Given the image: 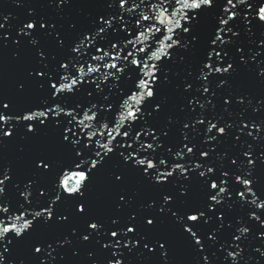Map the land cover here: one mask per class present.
<instances>
[{"label":"snow or ice","instance_id":"snow-or-ice-1","mask_svg":"<svg viewBox=\"0 0 264 264\" xmlns=\"http://www.w3.org/2000/svg\"><path fill=\"white\" fill-rule=\"evenodd\" d=\"M70 4L55 5L61 20ZM13 19L0 15V43L7 46V24L34 63L15 95L0 97V151L15 144L23 154L45 139L51 147L31 153L23 178L0 167V264H57L71 237L101 246L104 264H184L177 241L191 264H252L253 240L264 257V95L234 83L247 71L264 86V60L251 67L264 54V39H254L264 3L108 0L67 30L35 9ZM169 87L184 116L162 122ZM101 179L115 197L106 219L92 212ZM133 179L147 199L130 191ZM165 223L175 236L160 231ZM69 225L70 235L52 238ZM21 248L28 259L16 255Z\"/></svg>","mask_w":264,"mask_h":264},{"label":"water","instance_id":"water-1","mask_svg":"<svg viewBox=\"0 0 264 264\" xmlns=\"http://www.w3.org/2000/svg\"><path fill=\"white\" fill-rule=\"evenodd\" d=\"M108 0H71L70 5L63 6L62 15L64 19H60L61 13L58 12L55 7L59 3V0H20V4L17 0H0V15L18 17L19 19H13L11 22L13 25H18L20 21L24 20L25 16L31 9H35L36 13L42 16H47L49 19L59 20L60 23L64 24L65 30L68 28L70 22H79L81 24L87 23L88 13H95L102 10V5H104ZM221 4L226 3V0H219ZM258 3H264V0H258ZM23 5V6H21ZM219 11V9H216ZM211 22V16L208 18ZM4 23V21H0ZM243 27V25H241ZM5 29L7 30L8 39L6 42L7 46L0 43V97H13L18 87V83L22 82V78L27 75V69L30 68L34 63V56L31 51L20 50L15 47L14 40L17 37L16 31L14 29H8V25L5 24ZM255 37L257 41L264 39L261 36V32H264V28L254 29ZM247 43V37H242ZM46 43L49 49H53L54 45L51 42ZM257 47V46H253ZM20 51L22 56V61H17L14 59V53ZM264 60V54L257 57L256 62H252L251 67L256 68V64ZM185 65H179L175 69L176 71H181L183 75V69ZM258 71V70H257ZM234 83L237 87H240L244 91L250 92L252 95L259 96L264 95V86H261L256 80L255 72H242L238 77L235 78ZM35 86H32V94L27 98L29 101L35 98L36 95ZM165 94L169 97V104L164 113L161 114V121L165 122L168 115H173L179 119H183L184 114L178 111V105L182 102L179 93L175 91L174 87H169L165 89ZM251 114V110H249ZM180 125L173 126V139H175L179 134L176 129ZM51 147L50 140H42L36 144L30 146V150L26 149L25 153H20L15 144L9 145L8 148L0 151V167H5L12 165L14 172H16L17 178H23L26 172V161L31 153L44 150ZM231 147V142H228L218 149L219 152L228 151ZM111 171V167L105 170L104 176L106 177ZM258 175L264 180V168L258 169ZM51 183V178L49 180ZM139 191L141 195L147 199L148 193L145 188L139 185L134 179L130 184V191ZM9 197L14 196V192L11 187L8 190ZM114 193L109 185H107L103 179L98 181L96 192L92 196L93 207L92 212L95 216L102 219H106L108 216L112 215L115 211L114 208ZM142 200L138 197L136 206L138 207ZM76 225H69L62 227L58 233L52 234V238H63V235H70L71 227ZM257 227L259 225L257 224ZM256 229H254L255 231ZM160 231L164 234L170 236H175V230L170 223H165L160 226ZM74 244L71 246H65L61 249V252L65 255L63 261L59 260L57 256V264H93V260L99 262V264H104V253L101 250V246L89 245L86 242L82 243L77 237H71ZM250 248L248 254L252 255V264H264V257H261L258 253L252 251L256 247H260V242L253 240L249 242ZM73 249H77L79 254L73 255ZM89 252H95V257H89ZM16 255L19 258L28 259V252L21 248L17 249ZM38 255V254H37ZM53 255H56L54 253ZM175 257L184 262V264H191L193 259V254L186 250L182 242L177 241L175 249Z\"/></svg>","mask_w":264,"mask_h":264}]
</instances>
